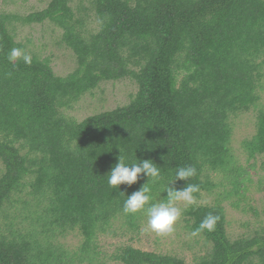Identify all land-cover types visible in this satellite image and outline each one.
<instances>
[{
  "label": "trees",
  "instance_id": "1",
  "mask_svg": "<svg viewBox=\"0 0 264 264\" xmlns=\"http://www.w3.org/2000/svg\"><path fill=\"white\" fill-rule=\"evenodd\" d=\"M4 1L0 264H188L131 244L105 255L102 235L139 233L147 222L144 212L123 211L147 177L131 187L108 184L121 154L129 165L151 159L161 167L148 184L153 203L167 199L186 165L197 174L176 188L198 185L197 199L222 189L214 204L183 210L191 234L208 213L220 217L214 231L195 236L209 246L196 264H264V223L231 237L224 205L260 214L246 196L249 168L260 162L264 170V0H49L26 15L5 11ZM47 21L76 57L67 75L50 58L8 59L24 48L17 23ZM128 78L138 88L128 104L81 121L65 114L102 83ZM247 113L256 119L255 133L240 142L249 168L234 147L235 122ZM71 236L78 246L67 244Z\"/></svg>",
  "mask_w": 264,
  "mask_h": 264
},
{
  "label": "rangeland",
  "instance_id": "2",
  "mask_svg": "<svg viewBox=\"0 0 264 264\" xmlns=\"http://www.w3.org/2000/svg\"><path fill=\"white\" fill-rule=\"evenodd\" d=\"M48 2L49 0H5L2 2V9L26 15L45 8ZM85 4H87L86 1ZM16 35L17 40L24 46L21 49L30 55L50 58L54 70L58 75H67L75 68L76 57L61 42L62 31L55 24L49 21L43 24L17 23ZM137 90V85L129 78L120 81L105 82L93 94H87L82 97L72 109L65 110V114L68 117H74L76 120L81 121L95 113L112 110L118 106L128 104L131 99L130 95L135 94ZM255 131L256 119L254 113H247L237 118L234 130V147L239 153L242 163L248 168L253 161L250 164L246 163V155L240 152V142L247 137H251ZM257 163L256 168H249L252 182L250 183V191L247 192L246 201L249 205L258 209L260 214L256 215L248 206H243L242 209L238 210L233 208L230 202H225L224 205L226 207L231 237L245 233L249 228H256L258 226V220L264 223V170H262L260 162ZM221 190L216 189L213 193L203 192L202 197L197 199V204H214ZM177 206L184 210L188 204L183 201H178ZM185 225L186 223L182 213L180 220L175 225L174 232L171 234L164 236L157 235L147 230L146 222L139 233H132L125 236L102 235L100 237V244L108 259L111 258L119 246L131 244L134 247L146 251L177 255L184 258L188 264H196L197 258L203 255L209 246L205 244L204 239L197 238L189 233ZM78 243V239L72 236L67 240V244L72 245V247L78 246ZM112 264L119 263L112 262Z\"/></svg>",
  "mask_w": 264,
  "mask_h": 264
},
{
  "label": "clouds",
  "instance_id": "3",
  "mask_svg": "<svg viewBox=\"0 0 264 264\" xmlns=\"http://www.w3.org/2000/svg\"><path fill=\"white\" fill-rule=\"evenodd\" d=\"M9 61L22 60L26 64L32 63V56L23 49L12 48L8 55ZM121 151V150H120ZM122 153V152H121ZM117 163L107 174L108 184L119 189L121 185L131 187L142 177H147L148 182L141 185L139 189L127 195L123 205L125 214H136L144 212L147 216V230L157 235H168L174 232L175 225L180 220L183 210L177 206L178 201H183L188 205L197 203L196 193L200 188L196 184L188 183L183 188H176L175 181L185 180L196 176L197 169L193 165L179 167L175 173V179L167 186V199L153 203L151 189L148 186L161 176V167L151 159H142L130 165L125 163L123 155L117 157ZM220 217L213 213H208L200 222L199 226L193 230L192 235H199L201 232H212L215 230Z\"/></svg>",
  "mask_w": 264,
  "mask_h": 264
}]
</instances>
